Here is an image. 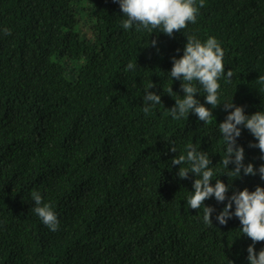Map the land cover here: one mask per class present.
Instances as JSON below:
<instances>
[{
	"label": "trees",
	"instance_id": "16d2710c",
	"mask_svg": "<svg viewBox=\"0 0 264 264\" xmlns=\"http://www.w3.org/2000/svg\"><path fill=\"white\" fill-rule=\"evenodd\" d=\"M75 1L0 0V264H249L253 242L239 219L216 220L228 200L204 202L215 209L212 225L205 224L203 205L192 210L186 203L196 177L180 179L171 160L192 145L209 156L211 186L220 179L227 197L264 188L262 154L249 147L258 141L238 126L243 163L257 175L237 178L228 173L235 165L220 164L218 131L234 110L226 112L224 103L243 107L246 116L264 111L257 82L264 76V0H204L196 23L172 37L135 25L125 30L118 3L87 0L95 19L88 41L76 32ZM186 36L202 43L215 37L224 75L233 72L231 83L218 81L215 109L196 84L194 98L212 111L207 123L193 113L174 120L167 111L184 95L168 73ZM70 62L79 63L73 81L64 64ZM130 62L135 68L126 70ZM147 90L161 104L145 115ZM33 190L51 205L57 231L35 214ZM262 249L264 242L255 244L257 254Z\"/></svg>",
	"mask_w": 264,
	"mask_h": 264
},
{
	"label": "clouds",
	"instance_id": "9594fccd",
	"mask_svg": "<svg viewBox=\"0 0 264 264\" xmlns=\"http://www.w3.org/2000/svg\"><path fill=\"white\" fill-rule=\"evenodd\" d=\"M113 2L119 4L123 16L126 17L121 21L123 29L131 30L135 25L137 31L143 29L153 32L158 29L160 33L169 37H172L174 32L186 29L189 23L195 24L199 8L204 7V0H199L198 6L197 0H113ZM4 34L10 35V32L5 29ZM186 40L182 57L172 58L173 67L168 73L171 79L181 81L180 87L184 95L175 99V105L167 111L174 120L188 117L189 113H193L199 121L207 123L213 118L212 111L194 98L198 93L196 84L198 83L206 93L205 103L215 109L221 106L218 94L221 85L218 81L224 77L225 83H231L233 72L230 69L226 76L224 75V51L215 37H209L203 43L195 36H186ZM155 45L156 41H151V46ZM177 51L179 52V49ZM134 68L135 65L130 62L126 70ZM257 82L264 86V76H259ZM153 87L155 85H149V89ZM169 92L173 93L172 89ZM142 99L145 115L150 114L156 105L161 104V96L148 90ZM223 108L226 112L234 110L230 111L224 122L218 125L225 146V156L220 164L227 170L229 164L235 165L234 170H228V173L237 178L241 177V172L245 176H255L257 171L254 170L253 164L245 166L243 163L244 149L237 145V138L241 136V127L238 126H243L258 141L256 144H249V147L258 148L262 154L260 159L264 160V111L246 116L243 107H238L232 102L224 103ZM170 150L176 153L175 147H171ZM185 163L188 167H181ZM211 164L209 156L192 145H188L186 156L180 155L178 158L175 156L171 160V165H180L177 172L180 179H187L189 174L196 177L192 185L194 193L187 199V205L192 210H197L203 205V221L212 225L211 215L215 209L204 206V202L211 197L219 203L227 199L228 203L216 216V220L220 225H226L233 216L238 218L242 226L240 231L253 242L247 249L249 264H264V249L258 254L255 252V244L264 242V188L258 186L253 192L245 188L227 197L229 186L220 179L215 180L214 187L211 186L210 182L214 175ZM258 173L260 179L264 180V164L259 167ZM31 198L35 204L33 209L35 214L51 231H57L59 221L51 205L42 203V196L38 191L33 190ZM233 205L234 212L231 211Z\"/></svg>",
	"mask_w": 264,
	"mask_h": 264
},
{
	"label": "rangeland",
	"instance_id": "374dc122",
	"mask_svg": "<svg viewBox=\"0 0 264 264\" xmlns=\"http://www.w3.org/2000/svg\"><path fill=\"white\" fill-rule=\"evenodd\" d=\"M74 7L76 8V12L79 17V25L76 28V32L80 35V37L88 41L92 37V33L90 31L91 24L94 22V14L91 11L90 4L87 0H76ZM67 69V78L69 81H73L75 79V72L79 63H64Z\"/></svg>",
	"mask_w": 264,
	"mask_h": 264
}]
</instances>
